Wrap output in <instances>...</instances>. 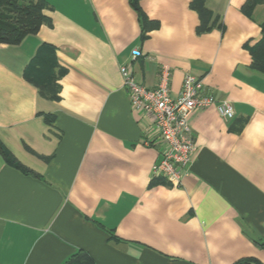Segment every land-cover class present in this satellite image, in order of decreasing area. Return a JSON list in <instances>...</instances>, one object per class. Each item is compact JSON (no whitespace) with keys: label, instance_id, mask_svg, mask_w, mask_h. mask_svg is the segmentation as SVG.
<instances>
[{"label":"crops","instance_id":"obj_1","mask_svg":"<svg viewBox=\"0 0 264 264\" xmlns=\"http://www.w3.org/2000/svg\"><path fill=\"white\" fill-rule=\"evenodd\" d=\"M45 1L37 33L0 43V264L264 262V0ZM42 51L64 69L55 99L29 78ZM122 65L148 88L168 67L175 98L193 73L234 107L191 113L179 184L153 175Z\"/></svg>","mask_w":264,"mask_h":264},{"label":"built area","instance_id":"obj_2","mask_svg":"<svg viewBox=\"0 0 264 264\" xmlns=\"http://www.w3.org/2000/svg\"><path fill=\"white\" fill-rule=\"evenodd\" d=\"M141 54V50H133L135 57ZM121 72L133 110L148 120L154 130L145 140V143L157 146L161 155L152 167L154 177L179 184L198 154L189 123L191 113L195 109L215 106L222 117L230 119L235 114L232 103L217 98L207 89L204 80L193 73L185 75L181 93L175 98L169 88L171 74L168 67L162 69L160 83L155 88L140 83L127 65L121 66Z\"/></svg>","mask_w":264,"mask_h":264},{"label":"trees","instance_id":"obj_3","mask_svg":"<svg viewBox=\"0 0 264 264\" xmlns=\"http://www.w3.org/2000/svg\"><path fill=\"white\" fill-rule=\"evenodd\" d=\"M258 1L261 0H251L250 3L253 5ZM134 4L136 6V3ZM194 7L202 13L203 8L198 0L195 1ZM46 8L45 0H0V43L17 45L28 35L37 33L41 26L49 21V17L45 13ZM142 16V20L147 21L146 16ZM255 51H260L256 64H264V40L256 47ZM33 64L29 70L31 73L29 78L39 87L43 96L55 99L58 96L57 79L63 74L64 69L53 58V51H42L41 56L37 57ZM36 67L39 68L34 74L32 68ZM0 152L7 161H11L1 144ZM257 244L264 249V241L257 242ZM64 264H96V262L89 253L79 250ZM236 264H264V262L256 258H247Z\"/></svg>","mask_w":264,"mask_h":264}]
</instances>
